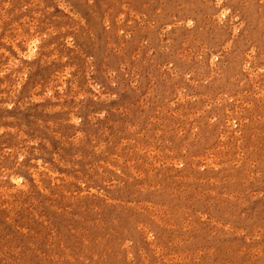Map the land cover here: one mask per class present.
I'll use <instances>...</instances> for the list:
<instances>
[{
	"label": "rangeland",
	"instance_id": "obj_1",
	"mask_svg": "<svg viewBox=\"0 0 264 264\" xmlns=\"http://www.w3.org/2000/svg\"><path fill=\"white\" fill-rule=\"evenodd\" d=\"M0 264H264V0H0Z\"/></svg>",
	"mask_w": 264,
	"mask_h": 264
},
{
	"label": "bare ground",
	"instance_id": "obj_2",
	"mask_svg": "<svg viewBox=\"0 0 264 264\" xmlns=\"http://www.w3.org/2000/svg\"><path fill=\"white\" fill-rule=\"evenodd\" d=\"M105 16V15H104Z\"/></svg>",
	"mask_w": 264,
	"mask_h": 264
}]
</instances>
